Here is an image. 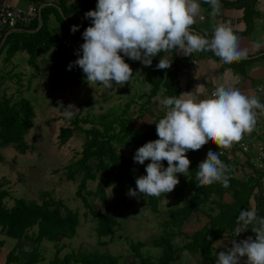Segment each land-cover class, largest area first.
I'll return each mask as SVG.
<instances>
[{"label":"trees","instance_id":"trees-1","mask_svg":"<svg viewBox=\"0 0 264 264\" xmlns=\"http://www.w3.org/2000/svg\"><path fill=\"white\" fill-rule=\"evenodd\" d=\"M58 18L63 29L62 34H58L55 29L47 30L43 14L41 15V26L37 31L8 33L0 46V51L4 47L6 50L3 62L9 60L16 51H25L28 63H32L41 52L52 48L54 58L46 64V69L52 72L46 76V79L60 86L67 83L83 84L86 81L79 76V66L68 70V65L78 58L77 50L83 44L84 39L82 38L75 46L70 45L66 40V25L60 15ZM36 24L37 18H34L27 29H34ZM11 34L12 38L9 39ZM71 42H75V39H71ZM161 53L163 51L152 58L151 66L141 63L135 68L134 75L141 74L148 85L147 93L142 96L145 97L142 105L148 101L155 103L159 91L165 98L178 97L175 77L180 69L179 65L168 57L166 60L171 62V66L167 69H158L156 65L162 58ZM79 54L82 55V51ZM0 97V146L15 143L16 147H22V137L32 125V107L23 97L14 102H10V99L4 95ZM86 103L89 104L92 101L89 100ZM117 108L119 110V107ZM117 108L115 106L112 109L110 116L108 113L100 114L98 122L89 119L87 113L81 118H77V114H74L69 121L71 126L61 127L57 134L59 143L63 144L75 130L83 133L80 155L75 161L66 165L65 176L67 180H72L75 173L81 174L75 195L85 207L86 212H83V215L90 214L92 230L100 245H105L113 237L117 221L108 213L93 209L81 191L86 181H93L95 178L97 182L93 193L102 201L104 200V187L108 184L118 189L121 199L126 197L129 189H135L137 173L143 171L144 168L139 166L138 172L133 170L131 168L132 159L119 154L116 146L121 147L128 144L131 151L135 152L146 142L158 139L156 123L164 117L167 111L166 109L163 114L154 116L152 123L145 128L134 125V122L142 115L141 108H138V113L134 117H130L127 113L128 106L121 108L120 114L117 113ZM81 109L82 106L78 111ZM79 123L88 126L85 128ZM196 153L197 151L192 150L186 152L191 161L189 171L186 176L178 173L179 183L171 191L173 199L182 204L169 208L167 210L168 220L163 221L164 224L170 223L176 227V232L181 234L185 241L176 246L171 241L175 232L163 231L153 241L154 246L161 248V253L154 260L140 258L138 248L142 245L141 242L130 244L135 256H139V264H175L174 256L181 250L197 254L204 261H212L219 251L225 250L224 245L228 240L239 242L249 236L255 238V233L251 231L252 225L239 236L233 235L241 209H255L258 216L264 217V159L262 169L257 168L255 164L247 163L249 172L243 177H238L234 174L232 162L227 155L218 154L219 159L228 166L226 175L229 177V186L225 188L220 182H214L211 185L197 187L196 173L199 169L196 167ZM89 159L93 161L92 164L88 162ZM163 166L165 168L168 166L166 160L163 161ZM2 186L3 181L0 178V234L15 239L17 242L29 240L32 245L24 259L19 258L17 248L13 246L5 254L1 264H37L41 259L39 244L42 240L55 243L56 250L48 264H119L114 256L97 250L80 251L79 253L69 250L59 260L57 252L63 248V245H58V239H70L75 236L79 225L78 212L68 208L63 201L48 197L47 192L41 193L38 202L16 198L12 205L7 207L4 204V198L8 192ZM223 194L228 195V201L222 200ZM161 195L159 197L147 196V204L151 211H156L157 201ZM197 213L204 215L207 220L189 234L182 232V224L189 216ZM104 237H107L106 241L103 240ZM2 244L3 241L0 240V248ZM241 259V264H245L247 258Z\"/></svg>","mask_w":264,"mask_h":264},{"label":"clouds","instance_id":"clouds-1","mask_svg":"<svg viewBox=\"0 0 264 264\" xmlns=\"http://www.w3.org/2000/svg\"><path fill=\"white\" fill-rule=\"evenodd\" d=\"M206 3L215 14L220 13L219 0ZM199 7L197 0H98L96 8L84 14L92 23L83 31L84 42L77 50L78 58L69 63L68 70L79 66L89 85L100 83L111 89L113 84L124 86L133 76L124 56L145 66H151L152 58L162 51L188 56L210 50L226 64L245 59L247 53L238 48L231 28L218 25L210 41L192 31ZM78 28L79 25H72L71 32ZM170 66L171 62L164 58L156 65L158 69ZM163 105L167 111L156 123L158 139L140 146L133 156L136 163L144 164L146 160L150 163L146 165V175L136 179V188L129 189L132 197L141 194L159 197L173 191L179 183L176 174L186 176L189 171L191 161L187 151L199 150L209 141L219 149L230 148L244 133L253 130L254 110L264 113V104L257 97L224 86L217 87L208 99H185L181 94L165 98ZM66 108V118L70 120L76 108L74 105ZM198 169L197 187L214 182L229 186L228 166L219 159L218 152H207ZM250 225L255 238L232 240L231 247L216 254L215 264H240L243 257L247 258L245 264H264V217L258 216L255 209H241L233 236H239Z\"/></svg>","mask_w":264,"mask_h":264},{"label":"rangeland","instance_id":"rangeland-1","mask_svg":"<svg viewBox=\"0 0 264 264\" xmlns=\"http://www.w3.org/2000/svg\"><path fill=\"white\" fill-rule=\"evenodd\" d=\"M11 38L12 34L9 36V39ZM5 53L4 47L0 51V59ZM49 54L48 52H41L34 62L28 63L26 52L16 51L10 60L4 62L0 60V84L2 85L0 96L3 92H6L4 96L8 97L10 102L23 97L28 100L33 111L32 125L22 137V147H24L18 148L15 143L0 146V178L3 181L2 188L8 192V195L4 198L5 206L12 205L16 198L38 202L41 193L47 192L48 197L61 200L68 208L76 210L79 219L76 234L70 239H58V245H63V248L57 252L59 260L69 250L75 253L97 250L114 256L117 263L139 264V256H135L130 246V244L136 242L142 243L138 248L140 258L154 260L161 253V248L154 246L153 241L163 231L175 232L174 236L171 237L172 243L176 246L182 244L185 239L176 232V227L170 223H163V221L168 220L167 210L182 204V202H177L171 197V192L161 196L157 209L153 212L147 204V196L141 194L138 197H132L127 194L124 199H121L118 189L111 184L104 187V200L102 201L99 196L93 193L97 182L95 178L93 181H86L81 193L87 198L93 209L106 212L117 221L113 237L108 243L105 245L97 243L92 230L93 225L90 221V214L83 215V212H86L85 207L75 195L81 174L79 172L75 173L72 180H67L65 176L67 172L66 165L75 161L80 155L83 146V133L80 130H75L72 136L63 144L59 143L57 134L61 127L71 126L70 120L66 118V112L68 111L66 107L69 105L75 106L77 118H81L87 113L89 119L98 122L100 114L108 113L110 116L112 109L117 105L119 110L118 108L116 110L120 114L122 112L120 110L121 106L130 97H132L134 105L129 106L131 109L128 108L127 113L130 117H134L138 105L137 101H143V97L142 95L139 97V94L128 96V92H125L127 89L125 85L113 84L111 89L105 88L100 83L89 85L82 69L79 71V76L86 81L85 83L78 85L67 83L64 86L55 84L45 78L46 68L42 69L44 63L51 57ZM40 59L43 60L40 61ZM51 72L52 70L49 69L48 74ZM31 75H33V78L27 83V78ZM132 84L141 86V83L138 82ZM27 85L30 86L28 90L25 89ZM89 100L92 103H86ZM159 103L158 98L152 105L150 103V106H148L149 111H153L152 113L160 112ZM80 106H82V109L78 111ZM146 106L145 104L142 105L141 111ZM144 113L148 115L146 108L143 109L142 113L144 116L143 121L137 123V125L146 124L149 120ZM123 114L125 115V112ZM79 125L85 128L88 126L83 123H79ZM116 150L126 158L132 159L131 168L136 172H138L139 166H143L144 170L138 172L135 179L146 175V165L150 163V160H146L144 164L134 162L135 152L131 151L128 144L121 147L116 146ZM88 162L93 163L91 159ZM198 165L197 163V169ZM203 220L204 218L182 224V232L197 229ZM106 238L104 237L103 240L106 241ZM0 240L3 241L0 248V264L4 260L5 254L13 246L17 248L19 258L24 259L32 245L29 240L17 242L15 239L2 234H0ZM231 241L232 239L226 242V249L231 247ZM55 250V243L42 240L39 244L41 259L37 264H48L53 258ZM197 262L199 260L193 258L191 253L186 250L178 251L174 256L175 264H196ZM241 263L242 259L240 260Z\"/></svg>","mask_w":264,"mask_h":264},{"label":"crops","instance_id":"crops-1","mask_svg":"<svg viewBox=\"0 0 264 264\" xmlns=\"http://www.w3.org/2000/svg\"><path fill=\"white\" fill-rule=\"evenodd\" d=\"M97 2L98 0H0V6L7 4L20 9H26L28 7L34 8L36 11V16L34 18H37V9L39 8L40 15L43 14L45 16L48 30L55 29L58 31V34H62L61 30H63L60 19L58 18V15H60L66 25V32L67 28L69 30V37L66 33V40L68 41L69 39L71 41V39H75V41H77L82 31L92 23L90 19L85 18V12L94 10ZM219 2L222 7L220 13L215 14L212 10V6L209 3H206V0H197V3L200 6L199 14L195 17V23L191 26L192 31L210 41L213 38L214 30L218 25L229 27L237 37L238 48L246 51L247 57L226 64L210 50L195 52L188 56H185L182 52L176 51L161 53L162 58L166 59L169 57L171 60H175L179 65L180 69L175 77L178 96L183 94V98L185 99H208L217 87L224 86L226 88L233 87L239 89L242 94L248 97L255 96L259 99L261 104H264V0H219ZM198 16L203 17V19H197ZM72 25H79V28L75 33L71 32ZM23 31L30 32L31 29L18 28L16 31L10 33H21ZM44 52L50 53L49 56L51 57L44 63L42 69L46 68V64L54 58L52 48ZM121 55L123 56V53H121ZM3 58L4 56L0 59L2 62ZM37 58L38 56L35 60ZM124 59L133 69V73L135 72V68L141 64L140 61H134L127 56H124ZM42 60L40 59V61ZM46 71L45 78L48 75V69H46ZM30 78H33V75L27 78V83H29ZM133 82L141 83V86L133 85ZM1 86L2 85L0 84V87ZM125 86L127 87L125 92H128V96L133 94L144 96L147 93L148 85L147 82L143 80L141 74L133 75ZM29 87L30 86L27 85L25 89L28 90ZM160 93L161 91L157 94L159 95L158 99L160 103L158 104V108L160 112H150L148 106H150V103L152 105L153 101H148L145 104V106H147L142 108V113L143 109L145 110L146 108V110H148V115L146 113L144 114L149 120H147L146 124L137 125V123L144 119L142 114L141 117L134 122L135 126L146 128L152 123L154 116H158L165 112L166 108L163 105L165 97ZM4 94H6V92H3L2 96ZM144 100L145 97H143V101ZM143 101H137L138 105L136 106L137 110L135 111L134 116L138 113V108H141ZM126 105L128 108L129 106L134 105L132 97H130L121 107H127ZM117 107L118 105L116 108ZM254 111L256 112V122L253 130L250 133H244L242 139L239 142L233 143L234 146L227 148L225 153L227 158L232 162L234 174L238 177H243L245 173L249 172L247 163L255 164L257 166L258 161L262 162L264 159V113L259 109H255ZM240 142L248 145V151L245 152L239 147V145H235ZM259 147H261V149H259ZM218 149L219 147L215 143L209 141L202 146L201 149L196 150L197 163L199 164L206 158L207 152H217ZM257 168L262 169L259 165ZM176 175L178 176V173ZM161 196H163V194ZM222 200L228 201V195L223 194ZM203 218L204 220L202 224L207 220L206 217L199 213L193 214L189 216L184 223H191V221L202 220ZM193 231L194 230H184L183 232L189 234ZM224 247L226 249V245H224ZM191 255L193 258L198 259L200 264H215L216 261V257L212 261H204L200 259L197 254ZM199 262L196 264H199Z\"/></svg>","mask_w":264,"mask_h":264},{"label":"built area","instance_id":"built-area-1","mask_svg":"<svg viewBox=\"0 0 264 264\" xmlns=\"http://www.w3.org/2000/svg\"><path fill=\"white\" fill-rule=\"evenodd\" d=\"M36 16V11L34 8H26V9H20L17 7H12L7 4H3L0 6V37L3 36L7 31L15 29V28H21L25 29L28 27L32 19ZM197 19H201V16H198ZM196 20V19H195ZM236 146L239 145V147L243 151H248V145L245 143H237ZM232 145L231 147H233ZM261 149V147H259ZM218 154H224L226 153V149L221 148L218 149ZM262 155V154H261ZM263 167V164L261 161H258L257 166Z\"/></svg>","mask_w":264,"mask_h":264},{"label":"water","instance_id":"water-1","mask_svg":"<svg viewBox=\"0 0 264 264\" xmlns=\"http://www.w3.org/2000/svg\"><path fill=\"white\" fill-rule=\"evenodd\" d=\"M58 10H59V8H58ZM59 12H60V10H59ZM40 26H41V15H40V9L38 8V9H37V25H36V27H35L33 30H31L30 32H35V31H37V30L40 28ZM16 29H18V28H15V29H13V30H9V31H7L5 34H3V36H2L1 39H0V46L2 45L3 41L5 40L6 35H7L8 33L12 32V31H16ZM85 29H86V28H85ZM85 29H84V30H85ZM84 30H83V31H84ZM83 31H82V33H83ZM82 33H81V35L79 36L78 40L75 41V42H71V41L68 39L69 44L72 45V46L77 45L78 42H79V41L81 40V38H82ZM67 36L69 37V30H68V28H67Z\"/></svg>","mask_w":264,"mask_h":264}]
</instances>
